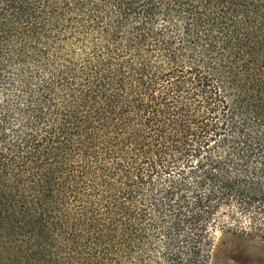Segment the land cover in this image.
Here are the masks:
<instances>
[{
	"label": "trees",
	"instance_id": "trees-1",
	"mask_svg": "<svg viewBox=\"0 0 264 264\" xmlns=\"http://www.w3.org/2000/svg\"><path fill=\"white\" fill-rule=\"evenodd\" d=\"M217 227L264 241V0H0V264H210Z\"/></svg>",
	"mask_w": 264,
	"mask_h": 264
},
{
	"label": "rangeland",
	"instance_id": "rangeland-1",
	"mask_svg": "<svg viewBox=\"0 0 264 264\" xmlns=\"http://www.w3.org/2000/svg\"><path fill=\"white\" fill-rule=\"evenodd\" d=\"M213 236L210 264H264V241L239 240L222 227L214 229Z\"/></svg>",
	"mask_w": 264,
	"mask_h": 264
}]
</instances>
